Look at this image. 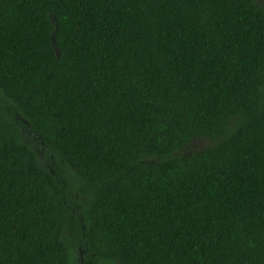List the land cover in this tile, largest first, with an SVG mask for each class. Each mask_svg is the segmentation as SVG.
<instances>
[{"label": "trees", "instance_id": "obj_1", "mask_svg": "<svg viewBox=\"0 0 264 264\" xmlns=\"http://www.w3.org/2000/svg\"><path fill=\"white\" fill-rule=\"evenodd\" d=\"M261 1L0 0V264H264Z\"/></svg>", "mask_w": 264, "mask_h": 264}, {"label": "rangeland", "instance_id": "obj_2", "mask_svg": "<svg viewBox=\"0 0 264 264\" xmlns=\"http://www.w3.org/2000/svg\"><path fill=\"white\" fill-rule=\"evenodd\" d=\"M256 3L258 4H262L261 0H254ZM24 141L27 145H29L32 150L37 154L38 158L41 159V161H43L42 163L46 164L47 163V156L44 154V151L41 149L43 148L41 146V148L39 147V145H37V143L39 144V141L36 143L33 138H30L28 136L24 137ZM208 145V142L206 140H197L194 143H192L188 148H186L185 150L182 151L183 154H189L192 152H196L199 151L203 148H205ZM44 149V148H43ZM77 200V198L75 197V201Z\"/></svg>", "mask_w": 264, "mask_h": 264}]
</instances>
